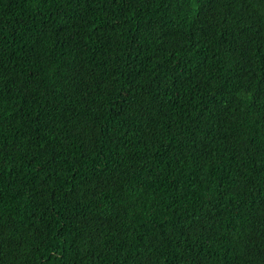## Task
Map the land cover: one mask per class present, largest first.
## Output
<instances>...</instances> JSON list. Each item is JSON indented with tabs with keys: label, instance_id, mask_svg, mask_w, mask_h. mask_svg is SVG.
<instances>
[{
	"label": "trees",
	"instance_id": "trees-1",
	"mask_svg": "<svg viewBox=\"0 0 264 264\" xmlns=\"http://www.w3.org/2000/svg\"><path fill=\"white\" fill-rule=\"evenodd\" d=\"M0 264H264V0H0Z\"/></svg>",
	"mask_w": 264,
	"mask_h": 264
},
{
	"label": "bare ground",
	"instance_id": "bare-ground-1",
	"mask_svg": "<svg viewBox=\"0 0 264 264\" xmlns=\"http://www.w3.org/2000/svg\"><path fill=\"white\" fill-rule=\"evenodd\" d=\"M240 62V61H239Z\"/></svg>",
	"mask_w": 264,
	"mask_h": 264
}]
</instances>
